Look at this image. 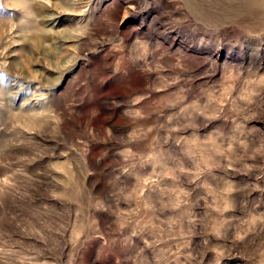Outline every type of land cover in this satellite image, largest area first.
I'll return each mask as SVG.
<instances>
[{"label":"rangeland","instance_id":"obj_1","mask_svg":"<svg viewBox=\"0 0 264 264\" xmlns=\"http://www.w3.org/2000/svg\"><path fill=\"white\" fill-rule=\"evenodd\" d=\"M0 264H264V0H0Z\"/></svg>","mask_w":264,"mask_h":264}]
</instances>
